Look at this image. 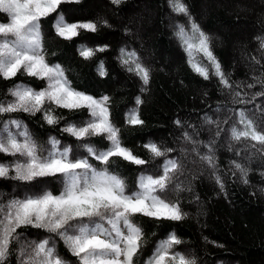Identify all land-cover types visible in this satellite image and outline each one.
<instances>
[{
	"label": "snow or ice",
	"instance_id": "1",
	"mask_svg": "<svg viewBox=\"0 0 264 264\" xmlns=\"http://www.w3.org/2000/svg\"><path fill=\"white\" fill-rule=\"evenodd\" d=\"M79 2L0 0V14H5V20L0 22V80L12 82L7 93L0 96V156L5 158L0 160V179L17 181L20 186V191L14 189L11 194L0 190V264H10V257L16 258V264H72L59 252L58 241L75 258V264H197L193 254L179 250L184 241L174 231L157 240L150 253L146 252L147 236L135 218H149L155 223L185 219L188 214L179 199L185 188L179 177L184 172L183 159L189 154L205 166L224 193L216 140L204 142L197 139L199 133L194 129L191 133L184 130L178 137L185 145L179 149V157L170 155L178 149L153 140L136 148L125 143L121 127L112 118V97L81 90L70 79L71 69L49 59L41 24L44 18L56 14L52 28L57 37L66 41L79 37L82 31L95 33L99 27H111L102 18L69 22L59 11L64 3ZM111 3L118 6L122 0ZM168 5L172 12L186 17V22H175L173 34L192 71L205 80L215 77L221 91L228 90L234 102H251L238 91L241 82L232 81L231 74L223 69L214 53L212 38L191 16L183 0H168ZM254 39L264 50V36ZM108 48L107 44H80L77 52L83 60L91 61ZM117 59L122 68L140 79V92H146L152 69L135 50L121 47ZM252 59L261 64L255 57ZM96 70L101 77L108 75L103 60H99ZM20 76L38 85L18 80ZM253 80L245 86L264 88V73ZM257 96H264V91L256 92L251 100ZM143 103L141 96L135 97V106L123 114L125 127L145 126L139 107ZM58 109L87 118L68 121L57 115ZM20 113L29 117L39 113L49 126L64 121L60 131L73 137L74 144H63L54 136L39 141L19 118ZM174 123L185 127L179 119ZM204 123L215 126L216 138L227 131L231 142H244L243 152L248 154L242 156L240 150L235 151L237 158L228 162V171L248 184L253 158L257 154L264 158V109L255 118L246 108L237 109L227 129L207 114ZM233 147L230 143L229 151ZM141 148L147 158L140 153ZM120 162L140 168L131 187L116 170ZM259 174L264 177V171ZM51 183L59 187L54 190ZM29 227L47 235L28 239L20 230Z\"/></svg>",
	"mask_w": 264,
	"mask_h": 264
},
{
	"label": "trees",
	"instance_id": "2",
	"mask_svg": "<svg viewBox=\"0 0 264 264\" xmlns=\"http://www.w3.org/2000/svg\"><path fill=\"white\" fill-rule=\"evenodd\" d=\"M191 16L212 38L215 55L223 69L231 74V80L241 82L238 89L246 101L245 104L234 102L228 90L221 91L215 77L205 80L194 73L186 63V53L174 36L175 22H186V17L172 12L168 0H122L114 5L111 0H80L79 3H64L59 11L69 21H88L104 19L111 27H99L95 33L81 32L79 37L66 41L56 36L52 22L56 14L44 18L41 22L45 33V46L52 62H59L71 69L70 79L81 90L93 95L107 94L112 97V118L121 127L122 138L129 147L153 140L165 147L178 149L170 154L181 155L179 149L184 147L178 140L184 130L198 132L197 139L207 142L216 140V156L223 170L225 192H220L215 181L210 177L205 166L189 154L183 159L184 172L179 177L185 190L179 193L181 207L188 215L181 221H164L155 223L149 218L137 216L147 236L145 251H151L157 240L170 232H175L184 243L178 246L180 251L195 256L197 264H264V158L257 154L252 162L249 183L244 184L238 177L228 171V162L236 159L234 152H243V143L236 144L228 138L227 131L219 138L214 136L215 126L204 123L207 114L213 120L221 122L220 127L227 129L235 118L237 109L243 107L249 114L259 117L264 109V96L251 97L264 91L260 85L247 88V83H254L253 77L264 73V50L259 48L256 36H264V0H183ZM5 14H0V22ZM88 44L109 45L96 58L85 61L78 55L77 46ZM135 50L142 62L152 69V78L147 91L140 92V79L121 67L119 49ZM55 53V55H52ZM252 57L261 61L254 63ZM99 60L105 62L107 76L97 73ZM18 80L32 83L20 76ZM11 81L0 80V96L7 93ZM141 96V116L145 126L127 128L124 126L123 114L135 106V97ZM259 106V108H257ZM35 137L47 141L49 136L58 138L63 144H74V138L62 133L64 121L56 126H49L37 113L29 117L26 113L18 114ZM57 115L68 121L86 119L79 113L58 109ZM232 118V119H230ZM179 119L185 123L179 128L174 122ZM228 120L229 123H223ZM191 125L193 127H188ZM234 145L229 151V145ZM140 153L147 158L141 148ZM5 159L0 156V160ZM131 187L136 183L139 166L120 162L116 168ZM54 190L59 186L51 183ZM20 191L19 182L0 179V190L11 194ZM190 189V190H188ZM226 193V195H225ZM199 197V199H197ZM28 239L47 235L43 230L21 229ZM152 233H155L153 236ZM214 242V243H213ZM61 255L75 264V258L58 241ZM10 264H16V258L10 257Z\"/></svg>",
	"mask_w": 264,
	"mask_h": 264
},
{
	"label": "rangeland",
	"instance_id": "3",
	"mask_svg": "<svg viewBox=\"0 0 264 264\" xmlns=\"http://www.w3.org/2000/svg\"><path fill=\"white\" fill-rule=\"evenodd\" d=\"M263 102H264V98H263Z\"/></svg>",
	"mask_w": 264,
	"mask_h": 264
}]
</instances>
